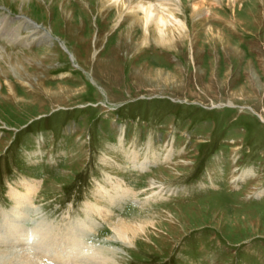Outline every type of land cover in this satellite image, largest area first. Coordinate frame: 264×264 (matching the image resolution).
I'll use <instances>...</instances> for the list:
<instances>
[{
    "label": "rangeland",
    "instance_id": "rangeland-1",
    "mask_svg": "<svg viewBox=\"0 0 264 264\" xmlns=\"http://www.w3.org/2000/svg\"><path fill=\"white\" fill-rule=\"evenodd\" d=\"M138 1L0 0V264H264V0Z\"/></svg>",
    "mask_w": 264,
    "mask_h": 264
},
{
    "label": "bare ground",
    "instance_id": "bare-ground-1",
    "mask_svg": "<svg viewBox=\"0 0 264 264\" xmlns=\"http://www.w3.org/2000/svg\"><path fill=\"white\" fill-rule=\"evenodd\" d=\"M117 1L118 0H115V3H117ZM147 1H150V0H140V1H138V5H140V7L144 10V12H145V15H144V17H142L141 19H138V17H137V19L136 20H138L139 22H140V24H143V25H145V26H148L149 24H150V22L151 21H153V23L155 22L156 23V26L158 25V27L160 28L159 30H160V32H162L163 34L166 32V29H168L167 28V26H168V18L167 17H165V10L163 9V8H161V6H160V8H158L157 6H154V5H152V4H149V6H147L146 5V3H147ZM120 2H123V3H125L126 5H129L128 7H130V5H132V3H134L135 2V0H119V3ZM137 3V2H136ZM134 10V9H133ZM167 13V12H166ZM170 14V13H169ZM133 24H135V21L134 22H132V25ZM151 26V25H150ZM149 26V27H150ZM157 28V27H156ZM157 30V29H156ZM167 33V32H166ZM170 35V34H169ZM165 36V35H164ZM147 40V39H146ZM16 199H17V203L19 204V208L20 209H24V205H22V204H24V202L26 203V202H28L29 200H28V198L26 197V196H24V195H18L17 197H16ZM17 210H19V209H17ZM23 221V220H22ZM74 226V225H73ZM125 227V226H124ZM123 228V227H122ZM10 229V228H9ZM17 229V230H16ZM126 229V228H125ZM128 229V228H127ZM16 230V231H15ZM18 231H20V232H23V233H25L24 232V228L22 227V228H18V227H16V226H12V230L10 231V232H6V233H9L8 235H6L7 237L6 238H8L7 240H11V242L12 243H15V242H18V239L19 240H27L28 238H27V236H26V234H22V233H20V234H18L20 237L22 236V239H20V238H18V239H16V238H13V236H14V234H15V232L16 233H18ZM31 232V231H30ZM38 233V234H40L41 236H43L42 237V241L41 242H43V249L44 250H46V251H48V250H50V248L51 247H53L54 246V243L56 242V244L55 245H58L59 244V242L61 241H55L54 240V237H52V236H50L51 234H49V235H43V232H45V231H43V232H41V230H35V233ZM76 232V231H75ZM125 232V231H124ZM12 233V234H11ZM65 235H64V237H66V239H70V235H72V233L71 232H69V233H64ZM76 236V235H75ZM17 237V236H16ZM49 237H52L53 238V240L52 239H48ZM3 240H6V239H3ZM17 240V241H16ZM62 240H64V239H62ZM33 241V240H32ZM51 241V242H50ZM6 242V241H5ZM62 242V241H61ZM66 242V241H65ZM69 242V241H68ZM10 243V242H9ZM37 244H38V242H36ZM75 243V244H74ZM6 244V243H5ZM32 245L34 244L35 245V243L33 242V243H31ZM67 244V243H66ZM70 244V243H69ZM79 244V249H78V247L76 248L75 246H77ZM60 245V244H59ZM63 244H61V248L63 247L62 246ZM66 246V245H65ZM64 248V247H63ZM83 250L85 247H84V245H82L81 243H77V241H74V242H72L70 245H68V247L67 248H65V250L64 251H62V250H60V251H58V253L57 254H59L60 256L59 257H61V258H63V260L64 259H67L66 261H68L69 260V257H73V260H74V262L76 263V264H102V263H99V260L101 259V257L99 256V255H97V254H92V253H90V252H84V251H82L81 249ZM54 250V249H53ZM72 251H74L75 252V255H73L74 254V252L73 253H71ZM24 253V256H21V259L23 258L25 261H24V264H46V263H44V262H42L41 261V259L39 260L38 258H36V257H34V256H31L29 253H27V252H23ZM22 253V254H23ZM26 253V254H25ZM33 253V252H32ZM51 253V252H50ZM61 253V254H60ZM63 254V255H62ZM83 254V256L81 257V255ZM18 255V254H17ZM62 255V256H61ZM58 258V257H57ZM61 258H59V259H61ZM14 261V260H13ZM23 261V260H22ZM52 261V260H51ZM61 261V260H60ZM65 261V262H66ZM64 262V261H63ZM70 262V261H69ZM103 262V261H102ZM54 263V262H53ZM62 263V262H61ZM23 264V263H22ZM60 264V263H59ZM65 264V263H64ZM67 264V263H66Z\"/></svg>",
    "mask_w": 264,
    "mask_h": 264
}]
</instances>
